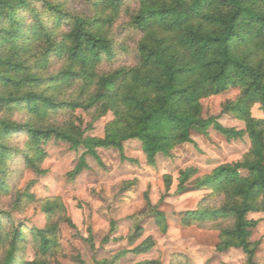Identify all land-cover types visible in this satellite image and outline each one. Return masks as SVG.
I'll use <instances>...</instances> for the list:
<instances>
[{"label": "clouds", "instance_id": "clouds-1", "mask_svg": "<svg viewBox=\"0 0 264 264\" xmlns=\"http://www.w3.org/2000/svg\"><path fill=\"white\" fill-rule=\"evenodd\" d=\"M0 264H264V0H0Z\"/></svg>", "mask_w": 264, "mask_h": 264}]
</instances>
